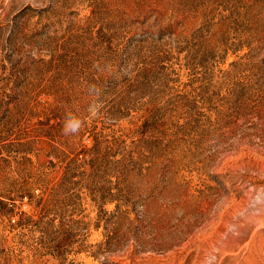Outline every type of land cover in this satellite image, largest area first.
Here are the masks:
<instances>
[{"label":"rangeland","instance_id":"obj_1","mask_svg":"<svg viewBox=\"0 0 264 264\" xmlns=\"http://www.w3.org/2000/svg\"><path fill=\"white\" fill-rule=\"evenodd\" d=\"M0 264H264V0H0Z\"/></svg>","mask_w":264,"mask_h":264},{"label":"clouds","instance_id":"obj_2","mask_svg":"<svg viewBox=\"0 0 264 264\" xmlns=\"http://www.w3.org/2000/svg\"><path fill=\"white\" fill-rule=\"evenodd\" d=\"M73 126L74 128H79V122H76Z\"/></svg>","mask_w":264,"mask_h":264}]
</instances>
